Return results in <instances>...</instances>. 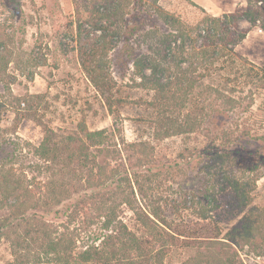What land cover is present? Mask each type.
<instances>
[{"label": "rangeland", "instance_id": "rangeland-1", "mask_svg": "<svg viewBox=\"0 0 264 264\" xmlns=\"http://www.w3.org/2000/svg\"><path fill=\"white\" fill-rule=\"evenodd\" d=\"M142 2L159 6L188 31L206 15L221 16L246 6L244 0ZM123 4L125 15L118 21L115 47L95 59L107 85L103 93L87 77L78 40L69 33L76 14L73 0H0V168L11 167L43 182L47 173L35 148L45 136L76 132L81 124L90 131L107 130L116 121L127 144L147 146L146 155H136L145 163L134 167L143 197L134 188L133 207L158 206L180 225L191 224L205 209L225 238L240 226L250 208H264V32L242 21L241 27L249 31L233 48L234 55L225 51L218 61L209 62L197 56L191 59L192 67L182 65L197 84L190 92L184 87L187 98L175 90L179 97L166 114L180 122L188 112L212 115L216 123L164 137L155 131L159 109L155 92L141 86L130 56L138 51L136 40L144 51L153 44L156 32L166 34L170 28L158 20H146L139 27L141 19L131 10L133 0ZM82 26V38L99 35L87 24ZM127 26L139 27V37L136 32L126 34ZM172 48L178 57L177 44ZM169 75L179 76L176 65ZM231 147L236 154L223 151ZM228 178L242 181L250 193L247 207L237 201ZM124 211V220L135 228L132 212ZM236 249L243 264H264V249L240 245ZM194 253L195 248L178 243L162 264H182ZM10 259L8 245L2 242L0 264Z\"/></svg>", "mask_w": 264, "mask_h": 264}, {"label": "trees", "instance_id": "trees-1", "mask_svg": "<svg viewBox=\"0 0 264 264\" xmlns=\"http://www.w3.org/2000/svg\"><path fill=\"white\" fill-rule=\"evenodd\" d=\"M244 1L242 11L206 15L188 31L159 6L133 0L131 10L141 19L139 27L146 20H158L170 28L166 34L156 32L153 44H147L144 51L136 40L138 51L130 56L141 86L155 92L159 107L154 121L157 135L191 133L204 123H216L212 115L188 112L180 122L166 112L179 97L175 90L187 98L184 87L190 92L197 84L187 71L194 65L192 58L198 56L209 62L218 61L225 51L233 54V48L249 31L241 27L242 21L264 32V0ZM124 2L73 0L76 14L69 24V33L78 40L77 49L87 77L103 93L107 85L95 59L115 47L113 38L118 36V21L125 15ZM83 24L99 35L82 38ZM139 27L127 26L125 33L136 32L139 37ZM176 44L178 57L172 48ZM184 64L188 66L185 69ZM175 65L179 76L169 75ZM105 101L113 113L109 99ZM146 149L141 142L127 144L116 121L110 129L96 131L81 124L76 132L45 136L35 148L47 173L43 182L17 174L11 167L0 168V244L8 245L11 256L1 264H162L178 243L195 248V253L182 264H243L236 245L264 249V208H250L240 226L221 238L205 209L198 211L191 224L180 225L167 218L158 206L133 207L134 188L143 197L134 167L145 163L136 155H146ZM229 149L223 151L236 154L235 148ZM130 150L132 154H128ZM229 182L237 201L247 207L250 193L242 181ZM205 190L208 192V188ZM124 208L132 212L135 228L124 220Z\"/></svg>", "mask_w": 264, "mask_h": 264}, {"label": "built area", "instance_id": "built-area-1", "mask_svg": "<svg viewBox=\"0 0 264 264\" xmlns=\"http://www.w3.org/2000/svg\"><path fill=\"white\" fill-rule=\"evenodd\" d=\"M257 260H259V261H260V258H257Z\"/></svg>", "mask_w": 264, "mask_h": 264}]
</instances>
